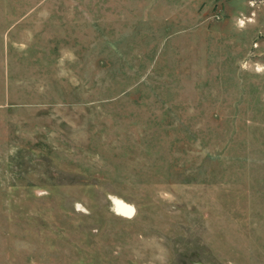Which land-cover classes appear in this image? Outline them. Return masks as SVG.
Masks as SVG:
<instances>
[{"label":"rangeland","instance_id":"1","mask_svg":"<svg viewBox=\"0 0 264 264\" xmlns=\"http://www.w3.org/2000/svg\"><path fill=\"white\" fill-rule=\"evenodd\" d=\"M0 264H264V0H0Z\"/></svg>","mask_w":264,"mask_h":264},{"label":"bare ground","instance_id":"2","mask_svg":"<svg viewBox=\"0 0 264 264\" xmlns=\"http://www.w3.org/2000/svg\"><path fill=\"white\" fill-rule=\"evenodd\" d=\"M116 206H117L118 210L123 212V214H131L132 213V208L129 207L128 205L124 204L123 202L117 201ZM122 212H120V213H122Z\"/></svg>","mask_w":264,"mask_h":264}]
</instances>
